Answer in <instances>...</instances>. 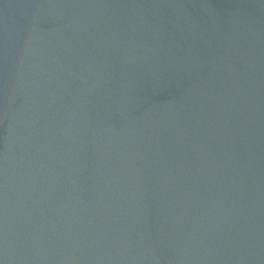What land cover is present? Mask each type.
Masks as SVG:
<instances>
[{"label": "water", "instance_id": "obj_1", "mask_svg": "<svg viewBox=\"0 0 264 264\" xmlns=\"http://www.w3.org/2000/svg\"><path fill=\"white\" fill-rule=\"evenodd\" d=\"M0 264H264V0H0Z\"/></svg>", "mask_w": 264, "mask_h": 264}]
</instances>
